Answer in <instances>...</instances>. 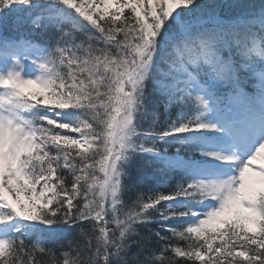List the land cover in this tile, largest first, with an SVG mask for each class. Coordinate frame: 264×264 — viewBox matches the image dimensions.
<instances>
[{"label":"snow or ice","instance_id":"snow-or-ice-1","mask_svg":"<svg viewBox=\"0 0 264 264\" xmlns=\"http://www.w3.org/2000/svg\"><path fill=\"white\" fill-rule=\"evenodd\" d=\"M0 264H264V0H0Z\"/></svg>","mask_w":264,"mask_h":264}]
</instances>
